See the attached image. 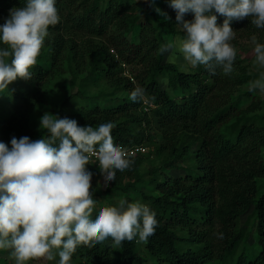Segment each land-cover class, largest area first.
<instances>
[{
    "label": "trees",
    "instance_id": "1",
    "mask_svg": "<svg viewBox=\"0 0 264 264\" xmlns=\"http://www.w3.org/2000/svg\"><path fill=\"white\" fill-rule=\"evenodd\" d=\"M24 6L0 0V25ZM55 6L60 22L49 27L32 78L0 92V142L50 137L40 127L45 113L81 127L112 122L114 143L132 149L134 163L107 186L98 161L87 165L92 218L125 199L149 206L158 222L147 243L137 235L116 247L111 238L78 246L70 264H264V93L247 87L264 71L251 43L253 35L264 43V29L250 18L233 21V71L212 75L204 65L181 71L168 63L174 48L159 52L184 36L170 0ZM136 88L144 98L134 103ZM0 264L16 262L0 254Z\"/></svg>",
    "mask_w": 264,
    "mask_h": 264
},
{
    "label": "clouds",
    "instance_id": "2",
    "mask_svg": "<svg viewBox=\"0 0 264 264\" xmlns=\"http://www.w3.org/2000/svg\"><path fill=\"white\" fill-rule=\"evenodd\" d=\"M154 3L155 0H152ZM176 22L184 33L175 44L160 46L161 54L173 48L182 54L188 71L204 65L212 75L220 67L224 74L233 71L237 50L231 43L233 21L251 19L264 29V0H170ZM165 19L166 13L155 9ZM193 13L192 21L184 20ZM218 16L224 17L218 23ZM60 22L55 0H26V6L13 8L0 25V92L17 79L30 80L50 26ZM254 65L264 69V43L251 37ZM168 63H176L175 53ZM264 93V71L248 82V91ZM144 90L136 88L132 102L143 101ZM40 127L50 137L30 140L11 139V148L0 142V250H10L16 264L52 261L70 264L78 246L93 247L111 238L113 246L132 241L147 243L155 233L157 220L149 206L120 199L118 206H103L93 219L96 200L92 193V173L87 165L95 158L105 186L117 171L131 168L130 150L114 143L115 125L102 123L81 127L73 119L45 113Z\"/></svg>",
    "mask_w": 264,
    "mask_h": 264
},
{
    "label": "rangeland",
    "instance_id": "3",
    "mask_svg": "<svg viewBox=\"0 0 264 264\" xmlns=\"http://www.w3.org/2000/svg\"><path fill=\"white\" fill-rule=\"evenodd\" d=\"M178 38H182V37H178ZM177 38V39H178ZM177 39H176V41H177ZM173 53H175V56H176V62L179 64V65H185V61H184V59H183V56H182V54H180L178 51H176V49L174 48V51H173ZM172 53V54H173ZM190 67V66H189ZM20 86H22V85H20ZM247 87H248V85H247ZM263 94V93H262ZM92 161V160H91ZM95 209H96V207H95ZM95 209H94V211H95ZM93 211V212H94ZM0 254L1 255H4V256H6L7 258H9L10 260H12L13 262H16L15 261V259L10 255V250H0ZM59 258V257H58ZM58 261H59V259H56V260H52V261H47V260H38V261H31V262H29V263H32V264H58Z\"/></svg>",
    "mask_w": 264,
    "mask_h": 264
},
{
    "label": "built area",
    "instance_id": "4",
    "mask_svg": "<svg viewBox=\"0 0 264 264\" xmlns=\"http://www.w3.org/2000/svg\"><path fill=\"white\" fill-rule=\"evenodd\" d=\"M133 150L131 149L130 152H132Z\"/></svg>",
    "mask_w": 264,
    "mask_h": 264
}]
</instances>
